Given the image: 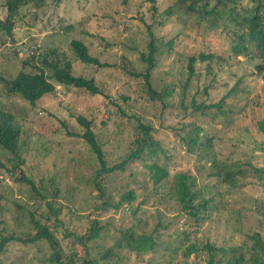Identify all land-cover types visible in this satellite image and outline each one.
Wrapping results in <instances>:
<instances>
[{
    "label": "rangeland",
    "instance_id": "obj_1",
    "mask_svg": "<svg viewBox=\"0 0 264 264\" xmlns=\"http://www.w3.org/2000/svg\"><path fill=\"white\" fill-rule=\"evenodd\" d=\"M230 5L242 12L251 2ZM148 29L157 46L148 81L159 98L149 96L142 74ZM238 33L232 20L211 24L176 0L21 5L11 35L0 32V108L18 127L17 156L0 146V238L11 236L0 264H49L44 239H20L34 232V219L47 224L64 253L76 249L80 256L84 247L72 239L95 224L97 234L85 246L96 264H209V258L225 264L229 252L221 247L250 244L253 232L264 243V174L250 173L241 184L221 176L228 162H247L249 172L251 165L264 167V134L256 124L264 117V66L251 49L232 52ZM71 38L104 64L79 61ZM189 55L195 57L191 74ZM43 56L69 60L71 72L91 77L98 91L54 82L30 103L5 90L2 78ZM78 114L90 120L104 165L126 159L122 169L101 167L80 136ZM140 123L150 126L147 133ZM137 137L149 144L131 155ZM153 162L166 170L158 180L148 166ZM172 177L188 186L193 214L175 197ZM128 189L134 198L114 207ZM128 228L150 235L152 247L117 244ZM259 256L264 264V253Z\"/></svg>",
    "mask_w": 264,
    "mask_h": 264
},
{
    "label": "trees",
    "instance_id": "obj_2",
    "mask_svg": "<svg viewBox=\"0 0 264 264\" xmlns=\"http://www.w3.org/2000/svg\"><path fill=\"white\" fill-rule=\"evenodd\" d=\"M40 2L41 0H5L4 4L6 6V15L4 18L0 19V32L6 35H11L12 24L19 7L29 3L38 6ZM176 2L183 5L186 10L193 11L198 13L200 17L206 18L211 24L217 23L220 19L227 21L232 20L233 23L239 26V33L231 45L232 52L238 54L251 49L263 61V63L259 65V68L264 66V0H250L251 5L243 6L242 12L234 11L233 6L230 5L234 4L235 0H213L212 2H210V0H176ZM167 12H169V10ZM148 34L149 41L147 43V54L140 56L142 60L147 62L145 71L142 74L149 96L159 98L162 96L161 91L154 89L148 81L149 71L153 66V54L157 49L150 29H148ZM69 45L73 54L79 61L98 65L104 64L103 62H100L96 56L87 51L85 43L79 38H71ZM198 56L203 58L207 55L199 54ZM194 60V55L188 56V74L193 72L192 69ZM24 64L30 65V68L26 69L22 67L18 69L12 77L2 78V81L4 83L5 90L18 94L30 103L34 102L43 93L53 90L54 82L81 87L92 93L98 91L91 77L75 75L71 72L70 62L67 59H61L57 56L50 58L43 56L38 63L31 64L30 61L25 60L23 61V65ZM45 67L50 69L49 73L45 71ZM76 120L83 126L80 136L85 140L87 146L96 155L101 167L105 170L115 168L122 169L126 159L109 166L104 165L102 151L90 127V120L80 114L76 115ZM256 124L259 131L264 134V117L259 119ZM140 127L143 133H147L150 128L149 125H145L143 123H140ZM17 138L18 127L15 125L14 116L10 111L0 108V146L7 150V152L17 156ZM147 139L150 140L149 138ZM147 139L143 140V138L137 137L136 142H138V145L136 149L131 152V155L137 154L138 151L142 150L143 143L149 144ZM148 166L154 168L153 175L155 180L162 178L166 174V170L162 166L157 165L155 162L149 164ZM221 166L222 180L229 183H234L238 180L239 184H241L250 173L255 176L264 174V167L261 166L251 165L253 170L249 172L250 164L247 162H228ZM175 175L180 174L176 173ZM172 179V189H174L173 193L175 197L181 202L182 207H188L189 211L193 214L194 204L191 203L192 194L188 190V186L184 183V179H180L179 177L177 180L174 179V177H172ZM26 180L32 183L29 178H26ZM133 198V190L128 189L120 195L118 201L114 203L113 206L115 207L123 201H131ZM93 221L95 222L96 220L94 219ZM33 227L35 230L29 237L20 239L23 242L30 239H44L49 248V254L46 256L49 264H78L77 261H75L77 259L81 262V264H96L95 259L90 258L87 255L85 246L86 241L90 240L97 234L98 228L95 224L91 225L85 233L74 235L72 239L73 244H80L84 247L85 253L83 256L78 255L76 249H72V251L68 254L64 253L57 237H55L52 230L47 226V224H45V222L42 223L38 219H34ZM10 238L11 236L0 238V251L3 248V244ZM249 238L251 239L250 244L242 243L240 245H234L227 248L221 247L223 254L229 252V255L224 259L225 264H262L263 260L260 258L259 253H264V243L260 240L259 234L256 232L251 233ZM122 242L129 249L136 251L146 250L151 248L153 245V240L150 235L141 232H134L130 228H128V230H124V232H120L116 243L121 244ZM243 246L246 247L245 250L248 253L247 256H245L246 252L244 253L240 249ZM206 248L210 250L215 249L210 245H206ZM109 250L110 249L106 250V253H108ZM208 261L209 264H213V261L210 258ZM103 264L109 263L106 262Z\"/></svg>",
    "mask_w": 264,
    "mask_h": 264
}]
</instances>
